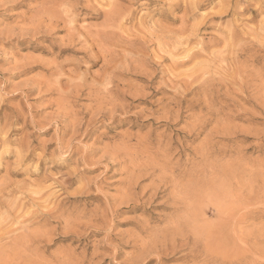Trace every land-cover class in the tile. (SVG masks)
I'll use <instances>...</instances> for the list:
<instances>
[{
  "label": "rangeland",
  "instance_id": "obj_1",
  "mask_svg": "<svg viewBox=\"0 0 264 264\" xmlns=\"http://www.w3.org/2000/svg\"><path fill=\"white\" fill-rule=\"evenodd\" d=\"M43 1L0 0V264H264V2L221 14L210 0L196 39L220 44L193 62L173 55L183 63H167L175 76L156 72L160 54L145 51L156 67L121 72L104 101L81 87L99 65L86 72L89 51L52 24L70 14L78 27L102 26L89 13L107 1L132 6L136 18L163 7ZM175 177L191 188L189 228L173 203ZM195 231L223 241L202 246L194 262L177 260L188 253L180 236Z\"/></svg>",
  "mask_w": 264,
  "mask_h": 264
},
{
  "label": "bare ground",
  "instance_id": "obj_2",
  "mask_svg": "<svg viewBox=\"0 0 264 264\" xmlns=\"http://www.w3.org/2000/svg\"><path fill=\"white\" fill-rule=\"evenodd\" d=\"M48 1H45V2L48 3ZM104 1H106V0H104ZM220 1H221L220 2L221 4L223 3L222 5L218 4L219 7L217 5H215V6H217L220 9L217 12L221 11V14L222 13H226V14L228 13L229 14V13L233 12L234 8L237 7L236 6L237 3H239L240 1L243 2L244 0L243 1L242 0H220ZM257 1H258V3L264 2V0H257ZM132 2H131V4H132ZM209 2H210V0H186L185 2L179 1V0H157V2H154L153 4H156V5L157 4H161V7H163V8L160 9V7H159V9H156V10H160V11H157L156 14L155 13L151 14V12H148V13H145L144 15L139 16L138 18H136L135 17V14H136L135 11L136 10H134L132 8V6H125V5H122V4L120 5L119 3L118 4H108L107 5V3H109V1H107V3L105 2L106 3V5H105L106 7L104 6V8H108V9H106V10L105 9H98L99 5H100V4H98V6H94L95 11H93V13H91V14L89 13V16H92L95 19L102 18L103 19L102 26L100 25L98 27H91V26L90 27H85V26H81L80 25V27H78V26L75 25V21H74V18H75L76 15L75 16L73 15L74 17H72L69 14V16H67L65 19H63L62 18L63 16L60 13H58V14H60L62 16L61 18L63 20L62 19L60 21L58 20V22L56 20V22H54L52 25H54V27H55V26H57V24H59V22H60V24L62 23L61 28H62V30L64 29L66 31V37H65L66 41H68L69 43H72V44H73V42H76L79 45L81 44L87 51H89V55H87L88 57H87V61H86L87 62L86 63L87 64L86 72H88V70L90 68H93V67H96V66L99 65L98 69L96 71H94L93 73H91L92 75H90V73H89L90 80L87 79L88 82H87L86 78H84V80H81V81H84V83H82L81 87H83V88L85 86L89 87L88 88L89 91H92L94 93L95 98L96 99L98 98L97 100H99V99L100 100L101 99L104 100V98L106 96L108 97V96L112 95L113 92L111 90H109L108 86H111V85H113L115 83L116 79H118L120 74H122L121 72H126L127 73V72H130V71H133L134 73L142 74L144 71H145L144 73H147V71H146V68L148 67L147 65L152 66V67H156V66H154L155 64H152L153 62L148 61L150 56L148 57V55H146L147 53L145 54V51H148L149 54H153L151 52H154L157 55L160 54L159 56H161V58L158 57L159 59L157 57H155L156 55L154 56V58H157L156 59L157 61H161L160 66L158 64L159 62H156L157 65L159 67H161V68L156 67L155 71L157 72V70L159 71V69H161L159 72L162 75H168V72L170 74H173L169 70L170 69L169 68V64H170L171 67L172 66H182L183 65L182 61L173 62L172 61L173 55H175L177 57L178 54L182 53V55L183 54L185 55L186 59H188L189 61L190 60L192 61L196 57H199L200 55L204 54L207 47H210L212 45H215V47H216L218 44H220L221 41L218 42L219 40L217 38L216 39L218 41H216V39H215V41H214V39H212L213 41L210 42V43H206L202 39L198 40L199 38L196 39L199 36V32H200L201 28L202 27L204 28V26L206 28V25H208V23L205 25V21L207 20L206 19L207 16L203 15V14L200 15V14H198V12H199L200 9H202L204 6H206ZM42 3H44V1ZM47 3H44L42 5L47 7ZM50 3H48V5ZM95 3H96V1H95ZM128 4H130V3H128ZM96 7H98V8L96 9ZM41 8H42V11H43L44 7L42 6ZM246 10H248V9H246ZM251 10H253V9H251ZM177 11L181 12V15H179L180 17L178 16L177 19L171 18L170 16H172V13L173 12H177ZM260 11H261V7L258 9L257 12L260 13ZM36 12H38V11H36ZM55 12H57V11H55ZM69 12H67V15H68ZM49 13L51 14L52 11L49 12ZM49 13L47 14L48 16H49ZM71 13L73 14V11ZM86 13L88 14V12H86ZM58 14L54 13V16L58 15ZM255 14H256V12H253V17L255 16ZM37 15H38V13H37ZM47 15H44L46 17V20H48L50 18V16L51 17L53 16V15H50L49 18L47 19ZM60 15H58L57 17H53V18L60 19V17H59ZM154 17H157V19L155 20ZM198 17L201 19L200 22L197 21V24H195V25H192L193 24L192 23V24H190V27H188V23L190 21H192V20H197ZM53 21H55V20H53ZM53 21H50V22H53ZM133 21H134L133 25L132 26L130 25L131 28H132V29L130 28L131 30H129L128 28L127 29L122 28L124 30H121L120 33L118 32V30L120 31L121 27L124 24H129V23H132ZM177 21L179 22V27L177 29L170 28V25L173 24L174 22H177ZM50 22L47 23V24L51 25ZM163 22H165V23H163ZM194 22H196V21H194ZM42 24H43V22H42ZM59 26L60 25H58V27ZM58 27H56V28H58ZM139 35H142V36L139 37ZM184 35H187V36H184ZM228 40L232 41L233 40V35L228 37ZM223 42H224V45H225V43L227 41L224 40V41H222V43ZM191 44H193V48L192 49H187L188 47L187 48L185 47V46H188V45L191 46ZM115 49H117V51ZM210 49H211V47H210ZM207 52H209V51H207ZM202 56H200V57H202ZM146 57H148V58H146ZM208 57H210V56L208 55ZM160 59H162V60H160ZM149 60L152 61L151 57H150ZM208 61H210V60H208ZM167 63H169V64H167ZM86 72L84 74H88ZM149 73H150V76L152 77L151 72H149ZM155 76H156V74H155ZM188 78H190V75H189ZM151 79H153V78H151ZM171 80H172V78H171ZM171 80L165 81L164 85L167 87L168 84L171 83L170 82ZM71 81H73V79ZM173 81L174 80H172V82ZM150 83H151V81H150ZM176 83L177 82H175V84ZM90 96H91V94H90ZM93 101H95V100H93ZM96 102H95V104H96ZM101 102H103V101H101ZM101 105H102V103H101ZM101 105H99V106H101ZM95 106H97V108L100 109L98 107V102H97V105H95ZM112 118L113 117H111V119ZM168 142H166V143H168ZM158 145H162V144H158ZM166 147H168V146H166ZM159 149H157V150H159ZM168 150H169V147H168V149L166 151H168ZM166 151H165V153H166ZM148 152H150V150H148ZM148 152H146V153H148ZM201 154H202L201 155L202 161H204V159L207 160L206 159V158H208L207 156L210 155V153L206 152V150L204 152H202ZM161 155H163V154H161ZM166 159H168V158H166ZM170 161H171V158H169V161H167V164ZM163 163H165V162L160 163V166ZM199 163H200V161H199ZM165 165H166V163L164 164V166ZM179 165H181V164H179ZM164 166H161V167H164ZM183 166H184V163H183ZM169 168L174 170V168H172L171 165L169 166ZM182 169L183 168H181L180 172H183ZM194 171H195V169H194ZM194 171H193V173H194ZM167 172H170V171L167 170ZM196 174H197V171H195L194 176ZM183 176H185V175H183ZM181 177L182 176H180V178ZM170 182H172V189L174 190L175 193H177L174 196L175 200H174L173 203L177 204V205H179L181 207V209L183 211V214H182L181 218L184 220V223L186 224L185 226H187L189 228V227H191L190 226V220H192L191 217L189 216L190 215V210H192L193 207H195V206H193V201L194 200L192 201V198H190V195H189V192L191 191V188H188L189 185L184 184L182 181H178L176 179V177L173 178V180L170 181ZM133 184L134 183H132V184L129 183V185H133ZM135 186H136V184H135ZM195 186H198L197 191H202L203 190V189L201 190L202 186H200L198 181L195 183ZM127 187H130V186H127ZM131 188H136V187H131ZM204 188H206V187H204ZM194 189H195V187L193 186L192 190H194ZM131 190H133V189H131ZM197 191H195V192H197ZM195 198H197V196ZM196 202H198V201H196ZM195 215H192V216H195ZM191 223H193V222H191ZM223 226H221V227H223ZM224 228L225 227H223V229ZM196 229H198V228H196ZM221 230H222V228H221ZM219 234H221V233H219ZM190 235L189 234H182L180 236L181 237L180 238V240H181V242H180V246L181 247L180 248H183V251L184 250L188 251V253L183 255V256H181V257L176 258L177 260H182V261L186 262V260L188 258H190L189 261L190 262H194V261H196V256L199 255L198 253L199 252L201 253V251H199V250L201 249L202 246L206 247L210 243L218 245L219 242L223 241V240H221L222 238L217 236L216 232H214V231L213 232H209L205 236H202V233L200 231H195L194 234L192 235V237H190ZM176 243H177V240L175 239L173 244H172L171 252H174V249L176 248V245H177ZM224 245H226V244H224ZM160 259H161V257H160ZM209 260L211 261V259H209ZM159 261H161V260H159ZM205 262H206V260L204 262H202V264L203 263L205 264ZM197 263H199V262H196L194 264H197ZM191 264H193V263H191Z\"/></svg>",
  "mask_w": 264,
  "mask_h": 264
}]
</instances>
